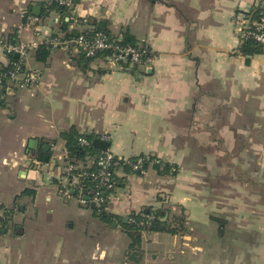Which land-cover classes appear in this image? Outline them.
Segmentation results:
<instances>
[{
  "label": "crops",
  "instance_id": "1",
  "mask_svg": "<svg viewBox=\"0 0 264 264\" xmlns=\"http://www.w3.org/2000/svg\"><path fill=\"white\" fill-rule=\"evenodd\" d=\"M263 1L76 0L70 30L103 23L111 37L148 47L153 60L132 71L74 49L44 63L28 53L40 80L0 104V221L10 215L0 264H264V52L245 54L238 42L239 21ZM45 2L0 0V36L24 23L23 12L39 26L24 28L22 41L57 33L55 13L40 18ZM6 63L0 56V67ZM71 128L107 141L114 156L168 165L164 174L152 164L142 173L117 170L106 209L124 220L168 210L180 232L144 231L132 243L117 222L73 201L65 205L77 208L56 221L48 204L60 196L61 134Z\"/></svg>",
  "mask_w": 264,
  "mask_h": 264
},
{
  "label": "built area",
  "instance_id": "2",
  "mask_svg": "<svg viewBox=\"0 0 264 264\" xmlns=\"http://www.w3.org/2000/svg\"><path fill=\"white\" fill-rule=\"evenodd\" d=\"M49 3H57L60 6L73 8L72 0H49ZM24 23L17 26L10 36H0V56L7 58V63L0 67V104L5 101L8 94L14 88L22 89L32 87L38 83L41 74L39 70L26 66L28 53L34 51L39 46V42H24L21 40V32L24 28L34 29L39 26V20L23 12ZM250 16V15H249ZM245 16L239 21L238 42L239 46L253 44L255 47H264V16L257 20ZM42 43V42H41ZM47 43L50 45V52L62 49L65 51L74 49L86 59L100 58L104 62L112 65L125 66L128 69H139L145 71L151 65L153 55L148 47L144 45H124L118 38H107L102 33H95L87 37L84 33L79 34L75 39H67L62 33H57L53 37H48ZM17 56L15 60H10V56ZM9 91V92H8ZM81 147L91 145L84 136L78 138ZM65 153V163L63 165L62 176L59 182V194L68 201H74L82 207L90 204L99 209L116 191L113 176L116 168L122 165H130L132 170L141 171L146 158H138L135 162L123 159L119 163L115 156L109 151H98L94 157L84 161L68 160ZM93 169V170H92ZM84 178H90L94 183L92 188H87L82 183ZM105 195V193H107ZM111 192V193H110ZM140 225L147 228L153 220L151 214L141 215Z\"/></svg>",
  "mask_w": 264,
  "mask_h": 264
},
{
  "label": "trees",
  "instance_id": "3",
  "mask_svg": "<svg viewBox=\"0 0 264 264\" xmlns=\"http://www.w3.org/2000/svg\"><path fill=\"white\" fill-rule=\"evenodd\" d=\"M49 0H46V2L43 4L42 13L40 15L41 19H46L49 17L51 13H55L58 16L57 19V33H62L65 38L67 39H75L79 34L84 33L87 37L94 35L95 33H102L107 38H113L111 37L106 30L100 29L97 27V25L91 24L93 26L92 30L90 31H82V32H74L69 29V26L71 24L70 21V10L71 7H65L60 6L57 3H49ZM73 5H75L76 0H72ZM74 7V6H73ZM264 16V1L261 3V5H258L256 7L251 8V19L257 20L259 17ZM55 34H51L49 37L55 36ZM75 33H77V36H75ZM46 38L42 43L39 44L35 51V60L39 63H44L47 58L50 55V45L47 43ZM124 45H131L135 46V42L128 36H126L122 43ZM264 52L263 48L255 47L253 44H246L243 45V53L245 54H255V53H262ZM84 60L86 59L83 55H80ZM16 56L12 55L10 56V60H15ZM135 71V69H132V71ZM84 136L89 142H92L94 138H98L96 135L92 134H79L74 128L69 129L68 131L61 134L62 140L65 142V149L67 153L68 160H74V161H84L87 158L94 157V155L97 154L98 150L94 149L91 145L87 147H81L78 144V138ZM138 158H146L145 162L143 163V166L141 168V171H133L130 165H122V167L116 168V170H123L125 173H142L144 169L147 168L149 164H152L153 168L156 170L159 174H164L169 172V167L166 164H162L159 160L154 159L153 157H146V156H137L133 158H129L132 162H135ZM38 161H43V157L39 155L37 157ZM115 159L119 161V163L123 162V158L115 156ZM93 170V169H92ZM116 189L118 188V177L115 174L113 176ZM82 183L85 184L87 188H92L94 186V183L90 181V178H84L82 180ZM111 193V192H110ZM108 194L105 193V195ZM114 194V193H113ZM107 202H105L99 209L93 207V205H89L87 208L91 209L95 217L102 221L103 223L112 225L114 222L121 227L122 231L125 233V235L132 241V243L138 242V240L141 237V234L144 231L147 232H166L169 234H176L180 231H178L176 226L174 225V221L169 220L168 210L164 209H153V208H146L138 213H132L127 216V218L120 219L117 217L112 216L107 212ZM151 214L153 216V220L149 223V225L146 227L140 225L141 223V215H148ZM7 218V219H6ZM5 219H1L0 223V233L6 232L8 228V221L10 219V215H6ZM179 221V224H182V219L178 217L175 219V221Z\"/></svg>",
  "mask_w": 264,
  "mask_h": 264
},
{
  "label": "rangeland",
  "instance_id": "4",
  "mask_svg": "<svg viewBox=\"0 0 264 264\" xmlns=\"http://www.w3.org/2000/svg\"><path fill=\"white\" fill-rule=\"evenodd\" d=\"M57 186H58V184H57ZM58 189H59V186H58ZM73 202H71V201H69V202L68 201H65L60 196H56V195L51 196V202L48 205H49V209H52L53 210L56 221H59L62 218V211L69 210V209H76L77 208L74 205H65V203H73ZM73 204H75V203H73ZM84 208L86 209V207H84ZM78 209H79L78 211H80V208H78ZM88 211L89 210H87V212ZM249 233H251V232H249ZM253 234H255V233L253 232ZM238 237H239L238 238L239 240H249L248 239L249 236L247 235L246 230H239L238 231ZM255 237H256V239L260 238L258 236H255ZM253 239H251V240H253Z\"/></svg>",
  "mask_w": 264,
  "mask_h": 264
},
{
  "label": "water",
  "instance_id": "5",
  "mask_svg": "<svg viewBox=\"0 0 264 264\" xmlns=\"http://www.w3.org/2000/svg\"><path fill=\"white\" fill-rule=\"evenodd\" d=\"M39 11H40V7L38 6H34L32 7V13L35 15V16H39ZM99 27H102L103 26V23H99L98 24ZM75 36H77V33H75ZM17 57V56H16ZM149 72V70H148ZM9 92V91H8ZM91 146L100 151V152H106L108 151V148H109V143L105 140H102L100 138H94L91 142ZM38 147V142L35 141V140H29L28 141V149H37ZM43 149L44 150H48L49 147L47 145L43 146ZM44 160H47V158H44Z\"/></svg>",
  "mask_w": 264,
  "mask_h": 264
}]
</instances>
